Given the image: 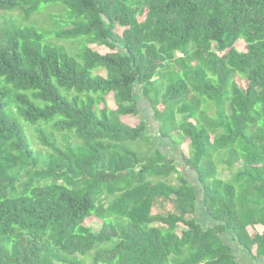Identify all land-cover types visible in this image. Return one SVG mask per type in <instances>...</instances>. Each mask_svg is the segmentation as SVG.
<instances>
[{"label": "trees", "instance_id": "obj_1", "mask_svg": "<svg viewBox=\"0 0 264 264\" xmlns=\"http://www.w3.org/2000/svg\"><path fill=\"white\" fill-rule=\"evenodd\" d=\"M0 12V264H264V0Z\"/></svg>", "mask_w": 264, "mask_h": 264}, {"label": "rangeland", "instance_id": "obj_2", "mask_svg": "<svg viewBox=\"0 0 264 264\" xmlns=\"http://www.w3.org/2000/svg\"><path fill=\"white\" fill-rule=\"evenodd\" d=\"M58 5H61V4H57L56 3V4L45 5L43 10H41L40 13L38 12L37 14L33 15L30 18L29 21L23 20V16L20 15V12H14L11 15H8V16H16L17 17L16 19L22 25L34 26L38 30H40L42 32H46L47 33V32L55 31V30H58L59 32H66L67 30L71 29L70 26L61 28V27H56V25H54L56 23V21H57V23L61 22V21H64L61 18V16L64 15V14H62L63 13V9H62L61 6H58ZM2 14H4V12H0V15H2ZM58 15H61V16H58ZM122 31L123 30H120V32H122ZM48 42L63 46V47L66 48V50L68 52H70L72 54L79 53L78 44L76 42H74V41L67 40V39H62V38L58 39V37H56V36H51V37H49ZM243 46H244V43L238 42L236 44V49L238 51H241ZM91 49L96 51V52H99L101 54H106V53H108L110 51L106 47H99V46H96V45H91ZM238 84H239V86L241 88H245V83L244 82H238ZM109 102H110V105L112 107L115 105L113 97L109 98ZM143 107L146 108L145 117L148 118L152 122V124L154 125V126H152L153 127L152 129H156V127H155L156 124H155L153 116H152L150 103L146 99L143 100ZM128 120L133 125L137 121L135 118H130ZM35 143H36L35 146H37L38 148H42L43 147L42 146L43 144L42 145L39 144L40 142L35 141ZM180 148L183 151L186 152L187 148H188L186 142H183L181 144ZM187 174H190V171H187ZM159 211H164V212H169L170 211L171 212V211H174V206H173V204H165V208H162L159 205L154 206L153 213H156V212H159ZM85 226L89 227V228H91L93 230H97L98 231V230L101 229L102 223H101L100 220H98V219H96L94 217H90L89 219H87L85 221ZM250 231H251L252 234H254V233H263L264 232V228L262 226H257L256 229L250 228ZM232 246L234 247L233 244H232ZM234 249H235V247H234ZM239 260H240V262L242 264H253L246 256L241 255V254L239 255Z\"/></svg>", "mask_w": 264, "mask_h": 264}]
</instances>
